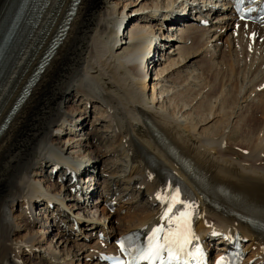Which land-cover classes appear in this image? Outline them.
<instances>
[{
    "label": "bare ground",
    "instance_id": "1",
    "mask_svg": "<svg viewBox=\"0 0 264 264\" xmlns=\"http://www.w3.org/2000/svg\"><path fill=\"white\" fill-rule=\"evenodd\" d=\"M7 1L0 0L1 32L9 21L3 22ZM73 2L47 0L27 27L0 79V126ZM219 6L217 0H80L50 63L0 136V264H31L20 261L24 250L49 264L80 263L89 242L74 241L73 260L68 236L81 226L90 241L93 234L104 235L85 257L88 264H104L101 254L115 248L119 230L117 212L107 207L135 213L119 236L150 231L164 223L165 204L157 195L167 197L166 181L173 175L198 200V229L209 245L215 232H239L251 251L245 264H264V116L261 125L258 118L264 115V26L237 30L230 6ZM168 19L175 22L167 27ZM206 19L209 25H201ZM154 40L163 47L172 41L159 59L149 51ZM206 60L208 74L218 75L229 62L241 68L211 103L196 89ZM75 92L78 108L70 106ZM91 103L102 111L93 129H104L86 136ZM62 135L68 140L59 141ZM237 143L242 158L237 151L227 154ZM79 172L97 178L98 186L104 179L101 190H84L97 201L72 194ZM53 179H69V185L58 190ZM55 227L62 234L57 245L48 244Z\"/></svg>",
    "mask_w": 264,
    "mask_h": 264
},
{
    "label": "rangeland",
    "instance_id": "2",
    "mask_svg": "<svg viewBox=\"0 0 264 264\" xmlns=\"http://www.w3.org/2000/svg\"><path fill=\"white\" fill-rule=\"evenodd\" d=\"M124 2V1H123ZM124 3H122L121 4V6H122V10L124 9V7L123 6H125V5H123ZM120 12H121V8H120ZM205 63V64H204ZM202 64H204V66H205V68H206V70L202 73V74H200L198 77H199V80H200V85L199 86H197L196 87V89L198 90V93H200V94H202L203 96H205L206 97V95H207V100H208V102L209 103H211L212 101H214V99L216 98V96L217 95H219L220 96V94L222 93V91H225L226 90V87H228V80H229V78L232 76V75H234V74H236L237 72H239L240 70H241V68H240V66L238 65H235V64H233V63H231V62H229V63H227V64H225L224 63V65L222 66V69H220L219 71V74L217 75V73L215 74V72H210V74H208L209 72H208V65H209V62H208V60H206V61H202ZM226 67V68H225ZM222 71V72H221ZM154 73L155 72H153V76H152V79L154 78ZM231 73V74H230ZM216 75V76H215ZM163 84V83H162ZM177 85H178V83H176ZM203 84V85H202ZM237 84V83H236ZM164 85H166V87H168V86H170V83H167V77H166V79H164ZM192 87V86H191ZM193 88L195 89V85H194V87H192V90H193ZM237 88H239V85L237 84ZM202 90V91H201ZM221 92V93H220ZM71 97H70V106H72L73 108H78V106H79V102H81L80 100L81 99H79L78 98V96H77V93L75 92V93H71ZM77 96V97H76ZM218 97V96H217ZM211 98V99H210ZM201 99H202V97H201ZM202 101V100H201ZM96 105L95 104H93V103H91V104H89L88 106H87V108H88V111L90 112L89 114H88V118L84 121V123H85V125L83 126V128H82V130L84 131V134H86V133H88V132H91V131H95V132H100V131H103V127H104V125H100V126H98V127H94V129H93V126H94V120L99 116V114H100V112H102V111H100L99 109H95L96 107H95ZM100 106H98L97 108H99ZM251 110H252V108H250ZM248 112V113H247ZM252 112H253V110H252ZM99 113V114H98ZM251 112H250V110H249V108H248V110H246V112H245V114H250ZM98 114V115H97ZM97 116V117H96ZM263 116L264 115H262V114H259L258 115V118L260 119V125L262 124V120H263ZM96 117V118H95ZM215 121H213V122H211V123H209L210 125L212 124V123H214ZM209 124H208V126H209ZM198 125V127H199V123L197 124ZM261 134L264 136V130L261 132ZM237 135V132H234L233 133V137L234 136H236ZM63 136V135H62ZM86 136H90V135H87L86 134ZM67 137H68V135H64L63 137H61V139L59 140V141H66V140H68L67 139ZM236 138V137H235ZM238 138H236V140H237ZM238 144V143H237ZM237 144H235V146H232L231 148H230V151L227 153V154H234L235 153V151H237V153H236V155H240L241 153H239V150H238V147H239V144L237 145ZM91 150V149H89V147H85V150ZM84 150V151H85ZM235 155V154H234ZM236 157H238V156H236ZM240 158H242L243 157V155L241 154L240 156H239ZM238 157V158H239ZM238 158H236V159H238ZM101 165L102 164H100V165H98V167H97V170H100L101 169ZM46 173L47 172H50V167H49V165L46 167V171H45ZM102 176H99V178L100 179H102V178H104V177H102ZM57 181V180H56ZM104 181V179H102V181L101 182H103ZM101 182H100V185L98 186V189L99 190H101V188H102V186H101ZM62 189V185L60 186V185H58V190H61ZM118 196V195H117ZM146 201H147V197L144 195L143 196V198H142V200H141V204L142 205H145V203H146ZM116 207V209H115V212L114 213H116L117 212V215H116V217H115V219H116V225H117V227L119 228V230L117 229V231H115V233H114V236L116 237V238H118V237H120L119 235H120V233H121V230H122V228H123V226H127V224L125 223L126 222V220H128V218H130L131 216H133L134 214H132L133 212H135L133 209L131 210V214L132 215H129V213H127V211H122V210H119V206H115ZM100 208H104V205L102 204V205H100ZM20 210H21V205H18V206H16V208L14 209V211H13V213H12V217L13 218H15V217H17L18 215H19V213H20ZM69 212V211H68ZM89 211L87 210L86 211V214L84 215V218L85 219H87V217L89 216ZM113 214V213H112ZM58 230H60V229H58V228H54V229H52L51 231H50V233H49V235H48V237H47V240H46V242L48 243V244H50L52 241H53V245H57L56 243H57V240L60 238V234H62L60 231H58ZM78 231V232H77ZM25 233H27L25 230H23V231H21V233H19L20 235H18L17 237L18 238H20V237H22V236H24L25 235ZM59 233V234H58ZM78 233V235H74V234H77ZM86 234H88V235H86ZM62 237H63V235H62ZM62 237H61V239H62ZM68 237H70V239H71V241H72V243L70 244V246H68V250H69V252L71 251V253L72 252H74V254L73 255H71V257L73 258V260H75L76 259V257H75V244H74V241L75 242H81V241H88L89 242V244L88 245H90V249L88 250V251H84V254L81 256V262L80 263H77V264H88V262L89 263H91L92 261H90V259L88 260V258H85V257H87L88 255H91V253L92 252H95L96 251V248L95 247H93V246H96L95 245V243L97 242V238H96V236L93 234L92 235V241H90L89 239H90V237H89V233H88V231L86 230V228H82V226H81V228H79L78 230H76V233H75V231L73 232V234H71L70 236H68ZM85 239V240H84ZM113 242V241H112ZM59 244H60V246H61V240H59ZM97 247H99V246H97ZM62 251H64L65 250V245H63L61 248H60ZM68 252V253H69ZM90 253V254H89ZM250 253H251V251L249 252V254H248V256H250ZM27 253H26V251L24 250V251H22V253H21V255H20V261L21 262H30L31 261V264H49L48 262H45V260H44V257L43 256H41V255H37V257L36 258H33V257H30V256H28V255H26ZM75 258V259H74ZM42 259V260H41ZM252 264H254V262L252 263Z\"/></svg>",
    "mask_w": 264,
    "mask_h": 264
},
{
    "label": "snow or ice",
    "instance_id": "3",
    "mask_svg": "<svg viewBox=\"0 0 264 264\" xmlns=\"http://www.w3.org/2000/svg\"><path fill=\"white\" fill-rule=\"evenodd\" d=\"M157 199L166 205L161 219L167 222V228H153L147 245L136 249L128 264H140L141 261H147L148 264H189V260L197 259V255L189 251V245L194 239L191 229V205H184L185 210L174 214L173 210L182 203L179 190L167 197L158 194ZM120 248L122 252L128 251L123 242ZM195 251L197 254L200 252L198 248ZM117 264L124 262L117 261ZM219 264H223V259Z\"/></svg>",
    "mask_w": 264,
    "mask_h": 264
}]
</instances>
